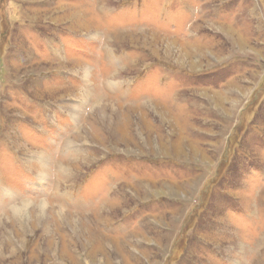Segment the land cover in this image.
Segmentation results:
<instances>
[{
    "label": "rangeland",
    "instance_id": "1",
    "mask_svg": "<svg viewBox=\"0 0 264 264\" xmlns=\"http://www.w3.org/2000/svg\"><path fill=\"white\" fill-rule=\"evenodd\" d=\"M0 264H264V0H0Z\"/></svg>",
    "mask_w": 264,
    "mask_h": 264
},
{
    "label": "bare ground",
    "instance_id": "2",
    "mask_svg": "<svg viewBox=\"0 0 264 264\" xmlns=\"http://www.w3.org/2000/svg\"><path fill=\"white\" fill-rule=\"evenodd\" d=\"M43 157V156H42ZM46 157V156H45ZM28 208V207H27ZM24 210V209H23ZM18 211V210H17Z\"/></svg>",
    "mask_w": 264,
    "mask_h": 264
}]
</instances>
